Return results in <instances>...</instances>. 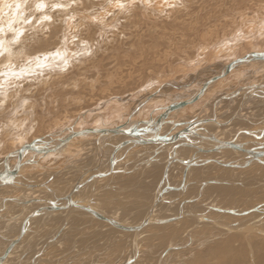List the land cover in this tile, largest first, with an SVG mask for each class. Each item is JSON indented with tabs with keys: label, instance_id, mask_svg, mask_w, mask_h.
I'll return each instance as SVG.
<instances>
[{
	"label": "bare ground",
	"instance_id": "1",
	"mask_svg": "<svg viewBox=\"0 0 264 264\" xmlns=\"http://www.w3.org/2000/svg\"><path fill=\"white\" fill-rule=\"evenodd\" d=\"M31 1H33V0H30L29 2H28V0H0V93H1L0 108L5 109L7 107L5 105H10V104L16 103L17 107L22 106L23 110H21V111L26 112V114L29 111V108L36 106V104L38 103V101L34 98V96H36V98H37L38 94H37V92H35L33 90L42 88L44 90L50 89L49 91H51V89H58L61 86H64V88L66 87V88H73V89L80 90L82 87H85L84 84H87L90 80L86 76H85V78H87L89 81H87L85 78H83L84 74H85L83 71L87 68H90V69H88V71L90 70L89 72H91L92 70H96L97 72H100L101 63L104 60L103 59L102 61H100V57H98L100 55L98 53L102 50V41L105 40L104 39L105 36L108 37L107 40L111 39L113 41H114V39H112V38L116 37L114 33L112 36L111 35L108 36L107 34L109 31L114 32L115 30H119L121 27H123L126 24V21H127V23H133L132 26H135L136 29H137V26H139L140 24L143 23L150 30H153V31H155L157 29H158V31L160 30V32H157V34L159 33L161 37L166 38V36L168 34L171 35V37H172L173 31L180 28L181 22L185 21L184 20L185 17H187V16L190 17L192 14H198L199 9L203 10V6L206 5V3L215 2V1L206 2L207 0L205 2H203V1L198 2V0H96V1L95 0H53L54 5H52V6H56V7H58V9H60V10H55L58 12L57 14L59 15V17H60L59 19L62 22L60 25V24H57L58 21L55 18H57L56 16H58V15H56L54 10L53 11L49 10V9L47 11L45 9L42 10V8L45 7L49 3L48 1H50V0H37L40 2V4L39 5L35 4V6L40 11L42 10L39 17L36 16L37 14L34 15V13H33V14H29V16L26 17L25 20H23V18L26 16L24 13H26L29 9L34 8V7H31L32 6ZM217 2H219L218 7L216 8L218 13L223 11L224 8H225V10L227 9V10L232 12L230 14H227V21H226V25L224 26V28L221 30L222 25H221V27L219 25V28H215L213 30L208 29L207 32L205 31L207 34H204L202 32L204 35L201 37L202 39H200V41H201L200 43H198V44L193 43L190 46L188 45L189 46V48L187 47L188 50L190 49V47H195V49L198 51L197 56H194V57L191 56V53L187 52V50L184 49V46H183V48L181 47V51H182V49H184L185 55L187 57L190 58V56H191V59H187L186 61L188 62V65L189 64L192 65V63H194V65L197 66L196 67L197 70L195 69L196 71L202 70V68L210 66V64L206 66L207 62L210 60H211V62H214L217 59L224 58L225 61L222 64L216 65L214 67L211 66L212 68L211 67L208 68L209 69L208 71L213 72L212 75H214L218 72H221L223 70L222 68L224 66H226L230 62L235 61L238 58H243V57H245V55H249L250 53H253V52H264V0H228V1L223 0V1H217ZM118 4H122L123 7H118L117 6ZM98 6L99 7L101 6V9L98 8ZM208 6H210V5H208ZM24 8H26L27 10L24 11V13H23ZM142 15L143 16L147 15V17H151V19H150L151 21L147 20V18H145L146 16L142 17ZM45 17H48V19H45ZM122 19L125 20V23L122 21ZM173 24H175V27H177V26H179V27L174 28V27H172ZM142 28H143V26H142ZM203 30H204V28H203ZM134 31H136V30H134ZM120 32H125V31L122 30ZM129 33H136V32H129ZM136 34H138V33H136ZM95 35L99 36V38H96ZM213 35L217 38L214 39V41H211L212 40L211 36H213ZM136 37H137V35H136ZM183 37H181V38H183ZM56 38H58V40H56ZM143 38L146 39L145 37H143ZM144 39H142V40H144ZM164 41H163V44H164ZM185 41H187V40H185ZM113 43H112V45H113ZM160 43H161V41L157 40L156 45L155 44H154L155 46L153 44L152 45L156 48V47H160L162 45V44L160 45ZM133 45H135V44H133ZM133 45H131V46H133ZM168 45H170V44H168ZM108 46H110V45H108ZM117 46H118V44H117ZM115 47H111L110 50L112 48L115 49ZM135 47H137V46H135ZM173 47H175V46H173ZM117 48H119V46ZM132 48H134V47H132ZM155 48L154 49L150 48V49L155 50ZM161 48L162 47H160V49ZM36 49L38 51H41V52H36ZM157 49H159V48H156V50ZM177 49L178 48H176V50ZM141 50H142V48H141ZM143 50L141 52H143ZM164 51H165V49H164ZM190 51H191V49H190ZM197 51H195V52H197ZM176 52H178V50ZM240 52H242V55L239 56ZM54 53L62 54L63 59L56 58L53 55ZM175 53H174V56L180 55V54H177V53L175 54ZM140 54H142V53H140ZM164 54H165V52H164ZM171 57H172V55H171ZM228 57H234V58L228 59ZM16 59H20V60L16 61ZM199 59H200V63H196L195 61L199 60ZM64 60H67V65L64 64ZM163 60H165V59H163ZM16 62L20 63L21 65L16 66V64H17ZM254 64H256V62H255V60H252L250 62L248 61V63L246 62L245 64H242L241 66L240 65L235 66V67H233L234 69L227 76L217 80V81L221 82L224 79L226 81V83H223V85H226V86H228V82L233 81L232 84L231 83L230 84L232 85L233 88H237L239 90H235V91L229 93L228 95H224L223 97H221L220 100L216 99V101L214 103V105H216V108L214 109V116L220 115L221 113L227 111V108L220 109V105H219L220 101H222V100H225V101L231 100L232 101L233 99H235L236 97H238L240 95L244 96V100H243L244 102L240 103V105L237 106V108H236L237 112L235 113L236 115L243 110L246 101L250 105H251V103H253L255 101H257L256 103H258V104L264 105V99H261L262 97L256 99L252 96H249L250 95V93L248 92L249 90H251L252 92L256 91V90H259V91L262 90V88L261 89L256 88V90L252 89L254 86L264 85V83L262 81L257 80V77L256 78L254 77V79H252V84L246 85V87L244 86L243 88L242 87L238 88V87L242 86V83H243L242 81L246 80L247 79L246 77L250 76V75L247 76L249 73L247 75H245L246 77L242 76V72H244V71H242L241 68H245L246 65L253 67ZM257 64H259V63H257ZM88 65H90V66L88 67ZM107 66H108V64H107ZM121 66H123V65H121ZM181 67H182V69L183 68L186 69V66H184V65H181ZM263 67H264V64L262 65V67L260 65L259 69L263 68ZM170 68H172V67H170ZM257 68H258V66H257ZM254 69L256 70L255 67H254ZM255 70H254V72H255ZM263 70H261V71H263ZM180 71H181V69H180ZM248 71H250V69ZM112 72H113V70H112ZM164 72H165V70H164ZM200 72L201 71H199V73ZM251 72H252V70H251ZM156 74H157V72H156ZM257 74H259V72H257ZM209 75H210V73H209ZM114 76L115 75H113V77ZM161 76H162V74H161ZM197 76H198V74L196 76H194L192 81L186 82L185 84H184V82H183V84H181L180 81H179L180 85H177L175 83L174 84L170 83V84L173 87L176 86V87H180L181 89L182 88L183 89H192L193 84L196 82ZM252 76H256V75L253 74ZM82 78L85 80L84 83H82V80H83ZM90 79L93 80V78H90ZM108 80H110V79H108ZM183 81H186V80H183ZM113 82H114V80H113ZM165 82L166 81L161 82L159 85L162 86V84ZM148 83L150 84L151 81H149ZM93 84L94 83L92 82L91 85H89V86L91 87V86H93ZM109 84H111V83H109ZM89 86H87V87H89ZM112 86H113V84H112ZM32 87H33V90H32ZM99 87H102V86H99ZM209 90L210 89L207 90L205 95L202 96L199 101H201L203 98L210 95L208 92ZM156 91H160L157 94V96L150 99L145 105H143L141 107L139 106L141 101L144 98H146L152 94H155ZM40 92H42V91L40 90ZM54 92L52 95L47 94V97H49L48 95H50V97L53 96V97H51V99L53 98L54 100L52 99V101L55 103V106L56 105L58 106L59 102L57 103L58 99L54 98L55 97ZM45 93H48V92L46 91ZM192 94H193V92L190 93L189 96H192ZM29 95H31V96L29 97ZM257 95H259V94H257ZM81 97H83V96H81ZM168 97H169V94L164 95L162 93L161 89H159V86H158V89H156V90H153V91L148 90L147 92H145V96H143L141 99H139V101H140V102H138L139 104L138 105L136 104L137 105L136 107L133 106V107H135V109L134 108L128 109V112L124 116L125 119L123 118L125 121L123 120V122L121 121V123H119L115 126L122 125V123L126 122L127 119L129 120L130 116H132L131 117L132 122L138 121L139 119H148L150 116L149 113H151V112L147 113L146 111H148L150 109L151 105L157 106L158 104H160L161 105L160 107L166 106V105L173 102V101L169 102ZM263 97H264V95H263ZM43 98H44V96H43ZM49 100H50V98H49ZM176 100H181V99L178 98ZM81 101H83V100H81ZM164 101H168V103H166ZM174 101H175V99H174ZM199 101L193 103L192 104L193 107H192V105H188L187 107L183 108V110L184 109L188 110L187 112L189 114L186 115L187 118H192V117H194L193 115H197L196 113L199 111V109H197V108L199 107V105L202 104ZM47 102L48 101L46 100L45 103H47ZM50 103H52V102L50 101ZM73 103H74V101H73ZM82 103H84V101ZM62 106H64V105H62ZM108 106L105 107V113L107 111ZM231 106L232 105H230L229 107H231ZM255 106H253V107H255ZM189 107H192V108H189ZM239 107H240V109H239ZM251 107L249 106V108H251ZM7 109H9V106ZM194 109H196L197 111ZM236 109H234V110H236ZM18 112H20V110L16 109V114L14 115V117H10L9 119L6 118V119H8V121H7L8 123L5 124L4 128H0V149H3L2 145H4V144H8V145L10 144L11 146H13L12 150H10L6 153L5 152L0 153L1 154L0 155V158H1L0 159V167H3V161H4L6 156H8L10 153L15 152V150L19 149L24 144L29 143V142H27L28 141V138H27L28 134H30V131L32 132V130H35L36 129L35 127L38 126V125H36L37 123L35 122V120H32V122L30 123L31 117L29 118V121H27V117H23V115H24L23 113H22L23 115L22 114L17 115ZM159 112H162V110L158 111L157 114ZM2 114H3V112H2ZM102 114H104V113H102ZM145 114H148V115L145 116ZM78 115H81V112ZM250 115L253 116L252 119L254 118L255 122H257L256 124H258V125L254 124L252 126H247L248 122H240L241 126L237 127V129L240 130L238 132H236L237 130L233 131V129H232V130H230L232 132V133L230 132L231 134L223 132V131H216V132H211V133L215 134L218 137L220 136L219 138H224L225 140L236 138V140L243 142V143L247 142V141L248 142H254L255 139H252L250 136L246 137L245 136L246 134H244V133H245V131H247L249 129L255 130V131H249V132H255V133H260V132L264 131V117H260L261 115L259 116V114L257 116L258 118L255 117V115H253V114H250ZM250 115H246L247 118H245V120H247V119L250 120ZM100 116H102V115H100ZM172 116H174V118H173L174 121L176 120V121L187 122L186 119L184 120L183 117L179 114L177 115L176 112ZM214 116L210 117V119H213V120L211 122H209V125L212 124V125L216 126L217 128L229 126V124L234 123V121L236 120V118L234 116V117L230 118V120H232V121H230L229 124H225L226 121H220V120L218 121ZM66 117H67V115H66ZM81 117L82 116H79L78 118L75 117V120L71 119L70 122L68 121L69 122L68 126H66L64 128H62V124H61V122H59L60 120H58L57 122L55 121L56 123L55 122L54 123H55V125H57L55 129L52 128V130H51L50 128H48V129H50V131L48 133L46 132L47 134L34 136L33 139L38 138V137L47 136L50 133L59 132V131L65 129V128H68V127L74 128L75 130H77V127H79L81 124L78 122L79 120H81ZM55 120H56V118H55ZM54 123H52V125ZM77 123H79V124L77 125ZM95 124L101 125V122L98 120ZM115 126H110V127H115ZM206 126H208V124H206L205 127ZM9 127L16 128L15 129L16 131L14 130L15 131V132L13 131L14 133L8 134L9 130L7 129L8 130L7 131L5 129L9 128ZM49 127H51V126H49ZM87 127L99 128V126H87ZM105 127H107V126L105 125ZM100 128H102V127H100ZM82 129H84V128H82ZM211 129L212 128H207L209 134H211L210 133ZM167 130H170V127ZM176 130H178V129L176 128ZM68 131L66 132V134L68 133ZM175 131H173V132H175ZM249 132H247V133H249ZM90 135H92V134H89L88 136H90ZM94 135H97V134H94ZM225 135H227L228 137H225ZM116 138L117 137L115 136L112 139H110V141H111L110 143L117 145L118 143L113 142ZM89 139H91V138H89ZM105 139H108L105 135L104 136H98L97 135L96 140H95L97 150H94L97 153H95L93 155V163H90V165L87 168H85V167L81 168L82 167L81 165H79V166L75 165L74 167L69 165V168H73L76 171L80 172V168L82 170L86 169V171H87L89 167L96 166V164L98 163L97 161L99 159V154H100L97 140H99V144H102L103 142H105ZM83 140L88 142L84 145V147L87 146L88 144L92 143V141H91V143H90V141H88V138L83 139ZM53 144H54V142H52L51 145H53ZM204 144H207V143L206 142L205 143H199L197 145L198 147H194V148L184 149V147H179L178 149H176V152H175L176 157L175 158H181V159H184V160L190 161V162L193 159H196L198 161V164H201V165H194L193 167H190L188 169L187 174H186V179H185V186H184V190H183L184 192L186 191V189L189 185V179H190L189 177L190 176L191 177L192 176H199V177L205 178V177H208L209 176L208 173L209 174L212 173V170L214 171L215 168H221V170L222 169H230L231 170L233 168H245V167H243L244 166L243 164L245 162L241 160L242 154L233 150L234 151V155H233V153H229V151L231 149L229 151L225 150L222 152H212L215 154L213 157H214V159H220L223 162L224 161H230V160H237L235 164H238V167H233V166L226 167L223 164H221L220 161L219 162L212 161V163H210V164H205L204 159L212 158V157L208 156L207 154H212V153L200 152L198 148H199V146L205 147V148H212V147H214V145H212L214 143L209 142L208 145H212V146H208V147L203 146ZM252 145H253V143H252ZM169 146L170 147L162 148L161 151L158 152V154L162 153L163 151H167L170 153V154L167 153L168 155L166 154L167 162L169 161L168 159L172 156V154L174 152L172 150L173 147H171V145H169ZM65 147L58 150L57 152H52V153H58V154L62 153L63 155H65V151H64ZM140 147H138V148H140V150H142L143 149L142 147H147V146H140ZM112 148H113V145H110L109 147L106 148L107 150L105 151V155L103 157V161H102L103 163L100 167V169L102 171L106 167H108V165L110 164V162L108 161L110 159L105 160L106 159L105 156L109 155L108 153H110V151H108V150L109 149L112 150ZM80 150H83V149H80ZM126 150L127 149H124V150L118 152V155H117V157L119 158L118 164L120 162H122V159L130 156L129 152L133 149L129 150L128 152ZM154 152L152 153V155L154 156L155 160H158L161 155H158V154L155 155ZM52 153L49 154V156H52V157L56 156L54 154L52 155ZM140 153L138 155H140ZM185 153L191 154V155L189 157L185 158L183 156ZM134 155H137V153H135ZM14 160H15V158L9 159L8 163L10 165H13ZM149 162L153 163L154 160L151 159ZM167 162H166V166L164 168L163 174L165 173V170L168 167ZM212 165H213V167H212ZM209 166L212 169H205L206 167H209ZM185 167H186V165H185V163H183V161H176L172 165H170V168H172V170L170 168H168V173L164 179L163 184L166 183L167 185H169V184L171 185L172 178H170V177L172 175L169 177L170 173L172 172V174H173L177 171L180 173V172L185 170ZM249 168H248V171H249ZM59 170H60V168L58 169V171ZM118 170H119L118 173H112L110 175H120L124 171L122 168H119ZM121 170H123V171H121ZM208 170H210V171L208 172ZM66 171H69V169H67ZM129 171H131V170H125L124 173H126V172L128 173ZM169 171H171V172L169 173ZM63 172L65 173V169ZM163 174H162V176H163ZM220 174H221V172H220ZM226 174H229V173H226ZM242 174H244V173H242ZM223 175H224V173H223ZM215 176L217 177V175H215ZM25 177L26 176L24 174H22V176H21L22 180ZM216 177H213V179H210V180L209 179H207L206 181L204 180L205 181V182L203 181L204 185L201 182V184H202L201 187L204 188L206 185L208 186V185H212L213 183L223 182L220 178H224V176L223 177L218 176V178H216ZM53 178H54V174L53 175L51 174V177L48 179H53ZM55 178H56V175H55ZM73 180H75V177L73 178ZM160 180H162V178ZM183 180H184V177L182 176V178L179 179V182H177L176 184H173L172 186L177 185V184H178L177 186L181 185ZM226 180L228 181L227 178H226ZM23 181H28V180H23ZM98 181H100V183H101L102 179L100 178L97 181H93V182L87 184V186L81 188L78 192L79 198L85 199L86 201L89 200V202H90L89 204L92 208H94L96 211L100 212L103 215L111 216L116 222L118 221V222L125 224V225L137 226V225L141 224L144 219L149 218V222L146 225H144L142 227V229H144L145 227H148V225L152 228L151 232H150V233H152V235L149 236L146 241H142V238L145 237L141 233V231H143L142 229L131 230V231L124 229L125 231L132 233V236H131L132 240L130 241V243L132 242V244H131V249H130L129 255L126 257L125 261L120 263V264H148V262H147V259H149L148 256H152V257H150V260H151L150 263L151 264H159L160 261H165V259H167L168 256L171 257L174 255V253L176 254V252L178 253L179 251H183V249L181 247L183 245V242H182L183 239L182 238L184 237V235H186V236L192 235V237H190V238H191V241L193 242L194 240L197 239L198 236L199 237L197 240H200L203 238L210 239L209 233L210 234L216 233V235H218V236L214 237V239H213V242H214L213 246L208 248V249H204L201 253H198L199 250H197V252L192 254V256H191L192 260L188 264H264V237L261 239L253 240L252 238H255L257 236L250 235L248 237L249 239H244V238L242 239L241 236L236 235L235 233L232 235L230 234V232H232V230H236V231L242 230L241 232L250 234V233H252L251 232L252 229L259 232V233L264 234V210L263 211H260V210L257 211L255 209L256 211H252L251 209H249V210L247 209L246 211H236L233 208L226 209V208L220 207L214 203L212 206H211V204H204L205 207H207L209 209V211L216 210V211L223 212L224 214H232L233 213L232 215H227V220L221 219L220 216L218 218H216V214H214V218H212V217H209L208 215H205L201 212H198L197 210H196V212L191 211V212H193V214L189 213L188 208H190V207L179 208L178 211H180L179 212L180 214H178V216L175 215L174 213H172L171 209L169 211H167L168 209L166 210V208H164V209L161 208V209L166 210V211H162L161 209L158 210V207L156 205L150 211L151 207H153L154 202L156 201V198L159 197V192L162 190L159 188V190L155 194V198H153L154 196L152 195L153 200L151 203H149L150 205L145 210V213L142 216V218L139 221H137L136 223H127L125 217H124V219L119 218L118 216H116V215H119L117 212H116V215L108 213L107 211L105 212L104 210L101 209V207H99V203L95 202V200H94L95 197L93 198L92 196H97L101 192V190L99 188H97V185L100 184V183H98ZM29 182L33 183V182H38V181L33 180V181H29ZM47 183H49V182H47ZM55 183H57L58 187L64 186L66 184L60 180H59V182L55 181ZM193 183H195V182H193ZM73 184H74V182H72V184H71L72 187L66 186L65 190L67 189V187H69V189H68V191L66 190L63 192H62L63 188L56 189L52 185L50 187L51 188L53 187L55 189V191H56L55 195H57L59 197H61V196L63 197V196H66L70 193L71 189L73 188ZM224 184L225 183H223V185ZM227 185H228V183H227ZM177 186H174V187H177ZM217 186H219V185H217ZM221 187L225 188L227 186L224 185ZM228 187H231V186H228ZM8 188L6 187V188H3L2 190L8 189ZM10 188H12V187H10ZM16 188L17 189H26V188H20V187H16ZM126 188H128V187H126ZM241 188H238V189L245 190V189H241ZM2 190H0V191H2ZM26 190H28L30 192V194H31V191H39L40 193H42V195H39L38 197L51 198V194L49 193V191L47 189H44V188L34 189V190L26 189ZM29 192L28 193L26 192L27 195H25V196L17 193L12 198L25 199L28 197H34V196H28ZM44 193L48 194V196L44 195ZM66 193H68V194H66ZM163 198H165V197L163 196ZM232 198H233V196H231L230 199H232ZM165 199L166 200L163 202H166V201L168 202L169 198L166 197ZM12 203L13 202H7V203L5 202L6 208L2 210V206L4 205V202H3L2 198L0 197V214H1L0 224L1 223L5 224L7 221H10L9 224H13V225H11V228L14 227V224L18 223L17 221L22 216H24L29 211H31L32 206H35L34 207V209H35L36 207H39L42 205L40 203H34L32 205H29V206H22L20 204L21 209L17 210L16 212L5 211L8 208L7 206L12 205ZM174 203H175V201H174ZM23 208H24L23 214L17 216L16 214L19 213ZM74 209H76V208H70V210H64V211L70 212L71 210H74ZM249 211H252V212H249ZM57 212H59V211L52 212V213H45L43 215H40V217L36 216L34 219L31 220L30 229L28 232L29 233L35 232V227L37 225V222L35 223V221L39 220V218L42 217V219L45 220V222H46L52 216L56 215ZM89 214L93 218L94 217L98 218V217L94 216L93 214H91L90 212H89ZM188 216H198L199 220L206 221L207 223H210V224L206 225V228L203 230L201 228H197V227L191 228V226L194 223L196 224L197 217H188ZM185 217H188V218H185ZM126 218H127V216H126ZM98 219H100V218H98ZM104 222L108 223V221H103V223ZM109 224H111V223H109ZM232 224H234V225H232ZM235 224H240L241 228H238ZM21 225L17 226V227H19V229H17V233L19 232ZM230 225H232V226L230 227ZM5 227L6 226L1 227V230H0V239H2L1 242L6 241V239H5L6 237L7 238H13L16 235L15 234V235L9 236L10 231L15 232L16 230H4ZM17 227H15V229ZM111 227L113 229L117 228L121 231H124V230H122L116 226H112V224H111ZM197 230L198 231L200 230L201 233H204V234L201 235V233H200V235H199V233H196ZM204 231H206V232H204ZM27 233L25 235H27ZM194 233H196V234L193 236ZM140 234H142L143 237H141ZM25 235H24V238L26 237ZM220 236H224L226 238L221 239V238H219ZM24 238L21 239L17 243V245L9 252V256L6 258V260L2 264L7 263L8 259L12 255V253L17 249V247L20 245V243H22ZM145 238H147V237H145ZM164 241H166L167 243L165 244ZM143 242H145V245H143ZM8 244L9 243H7V245ZM146 245H147V247L149 246L147 249L150 251L155 249L154 254L148 253L150 255L144 256L145 250L143 249V247H145ZM198 254H202V255H198ZM155 255H157V257L153 258ZM194 258H195V260H193Z\"/></svg>",
	"mask_w": 264,
	"mask_h": 264
},
{
	"label": "rangeland",
	"instance_id": "2",
	"mask_svg": "<svg viewBox=\"0 0 264 264\" xmlns=\"http://www.w3.org/2000/svg\"><path fill=\"white\" fill-rule=\"evenodd\" d=\"M29 1L30 0H28V2ZM200 1L205 2L206 0H198V2H200ZM208 1H215V2H212L213 3L212 4L211 2H208ZM217 1H223V0H207L206 2H208V3H206V5L203 6V10L199 9L198 14H192L190 17L189 16L185 17L184 18L185 21L181 22L180 28L173 31L172 37L169 34L166 36V38L161 37L159 33L157 34V32H160V30L159 31H158V29L155 31L150 30L143 23L140 24L139 26H137V29H136L135 26H132L133 23H127V21H126V24H125L126 26L124 25L123 27H121L119 29L120 31L123 30L125 32H120L119 30H115L114 32L109 31L107 34L108 36L109 35L112 36L113 33L115 34L116 37L112 38V39H114V41L111 39L107 40L108 39L107 36H105V38H104L105 40H103L104 42L102 41V50L98 53V54H100L98 56V57H100V61H102L104 59L101 63L100 72H97L96 70H92L91 72H89L90 70L88 71V69H90V68H87L83 71L85 74H84V77L83 76L82 77L85 78V76H86L90 80L89 81L87 78H85L87 81H89L88 83L86 82L87 84H84L85 87H82L80 90H77V89H73V88H66V87L64 88V86H61L58 89H51L52 92L49 91L50 89L44 90L42 88L33 90V87H32V90L37 92V94L39 95L38 96L36 94L37 98H36V96H34V98L38 101L36 106L29 108V111L27 112V114H26V112L21 111V110H23L22 106L17 107L16 103H13V104L9 103L10 105H5V106H7L5 109L0 108V112H1L0 113V115H1L0 120L2 121V122L0 121V128H4L5 124L8 123L7 122L8 119L10 117H14V115L16 114V109H18V110H20V112H18L17 115H20L23 113L24 115L23 114L22 115H23V117H27V121H29V118L31 117L30 123L32 122V120H35V122L37 123L36 125H38L35 127L36 129L32 130V132L30 131V134H28V136H27V138H28L27 142H31L33 140L34 136L47 134L50 131V129L51 130H52V128L55 129L57 126V125H55V123L58 120H60L59 122H61L62 128L68 126V123L70 122L71 119L75 120V117L78 118L79 116H82L81 120L78 121L81 124L79 127H77V129L86 128L87 126H99V128L104 127L105 125L106 126H115V125L121 123V121H123L125 119L124 116L128 112L129 108L135 109V107L139 104L138 102H140L139 99H141L143 96H145V92H147L148 90H152V91L156 90V89H158V86L164 95L169 94V97H168L169 102L174 101V99L176 100L178 98L181 99V98L189 96V94L192 93V91L194 90L193 89L194 87L191 90L184 92L181 90L180 87H176V86L173 87L170 83H173V84L175 83L177 85H180L179 84L180 82H181V84H183V82H184V84H185L186 82L192 81V79L194 78L193 76H196L197 74H198V76H197L198 79L199 78L201 79L203 77L207 78L208 74L211 73L210 71H208L209 70L208 68H210L211 66L214 67L216 65H220L225 61L224 58L217 59L214 62H211V60L209 59L210 61L207 62L206 66L209 64H210V66L204 67V68H202V70H198V71H196L197 66H195L194 63H192V65H190V64L188 65V62L186 61L187 59H191V56L194 57V56H197V54H198V51L195 49V47H190L191 51H190V49L188 50V48L191 44L200 43L201 42L200 39H202L201 37L204 34H207L206 32L208 31V29L213 30L215 28H219V25H220V27L222 25V28H221V30H222L224 28V26L226 25L227 14H230L232 12L227 10V9L225 10V8H224L223 11L218 13L216 8L218 7L219 2H217ZM226 1H228V0H226ZM48 2L49 3L45 7H43L42 10L43 9H45L46 11L48 9L52 10V11L54 10L56 15H58L57 14L58 12L55 10H60V9H58V7H56V6H52V5H54L53 0H50ZM31 4H32L31 7H34V8L29 9L26 13H24V11H26L27 9L26 8L23 9V13L26 15L23 18V20H25L26 17L29 16V14L34 13V15L37 14L36 16H38V17L41 14L42 10L40 11L35 6V4L39 5L40 2L37 0H33V1H31ZM208 5H210V6H208ZM98 8L101 9V6L100 7L98 6ZM56 17L57 18H55V19L58 21V22L56 21L57 24L61 25L62 22L59 19L60 18L59 15ZM142 17H145V18H147V20L151 21L150 20L151 17H147V15H144V16L142 15ZM122 21L125 23V20L122 19ZM142 26L144 29L142 28ZM172 27L177 28L179 26L175 27V24H173ZM203 28H204V30H203ZM134 30H136V31H134ZM129 32H136L138 34L129 33ZM136 35H137V37H136ZM143 37H145L146 39H144ZM181 37H183V38H181ZM96 38H99V36H96ZM211 38H212L211 41H214V39H216L217 37H215L213 35V36H211ZM142 39H144V40H142ZM156 39L158 41H161V43H160V45L162 44L160 46V47H162L161 49H160V47H156V48H159L156 50V48L154 47L157 43ZM56 40H58V38H56ZM185 40H187V41H185ZM163 41H164L165 45L163 44ZM112 43H113V45H112ZM117 44H118L119 48H117L118 47ZM133 44H135V45H133ZM152 44L153 45L155 44V45L153 46ZM168 44H170V45H168ZM108 45H110V46H108ZM131 45H133V46H131ZM135 46H137V47H135ZM173 46H175V47H173ZM183 46H184V49L187 50V52L191 53L190 58L185 55L184 49H182V51H181V47L183 48ZM111 47H115V49L112 48L110 50ZM132 47H134V48H132ZM153 47L155 48V50H152V49H154ZM141 48H142V50L144 49L143 52H141L142 51ZM150 48H152V49H150ZM176 48H178L177 49L178 52H176L177 51ZM164 49H165V51H164ZM195 51H197V52H195ZM36 52H41V51H38L36 49ZM164 52H165V54H164ZM175 52L177 54H180V55L174 56ZM140 53H142V54H140ZM171 55H172V57H171ZM240 55H242V52L239 53V56ZM231 58H234V57H228V59H231ZM163 59H165V60H163ZM17 60H20V59H16V61ZM173 60L174 61L176 60V61L174 62ZM195 62L200 63V59L196 60ZM107 64H108V66H107ZM120 64L123 66H121ZM19 65H21V64L20 63L16 64V66H19ZM181 65L186 66V69L183 68L185 71L182 69ZM89 66L90 65H88V67ZM170 67H172V68H170ZM248 68H249L248 66H245L244 72L242 73V76H245L248 73L249 74L247 76L250 75L249 77L245 76L247 78L245 84L250 82L252 79H254V77L255 78L257 77V80H260V81L264 80V70H263L264 67L260 68V69H259V67L258 68L255 67L256 70L254 69V67H251V68H249L250 71H248L249 70ZM180 69H181V71H180ZM253 69L255 70V72ZM112 70H113V72H112ZM164 70H165V72H164ZM251 70H252V72H251ZM261 70H263V71H261ZM199 71H201L200 72L201 74L199 73ZM156 72H157V74H156ZM257 72H259V74H257ZM160 73L162 74V76ZM253 74L256 76H252ZM113 75H115V76L113 77ZM90 78H93V80L94 79L95 80L93 81ZM107 78L110 80H108ZM113 80H114V82H113ZM183 80H186V81H183ZM149 81H151L150 84L148 83ZM164 81H166V82L163 83L162 86H160L159 84L161 82H164ZM84 82H85V80L83 79L82 83H84ZM92 82L94 84H93V86L90 87L89 85H91ZM232 82L230 81L229 83L232 84ZM109 83H111V84H109ZM263 83H264V81H263ZM112 84H113V86H112ZM86 85L89 87H87ZM99 86H102V87H99ZM220 89L223 90V87L221 86ZM40 90L42 92H40ZM46 91L48 93H45ZM53 92L55 93L54 98L59 100V101L57 100V103L59 102L58 106L57 105L55 106V103L52 101L53 98L51 99V97H53V96L50 97V95H48L49 97H47V94L52 95ZM217 93H218V90H216V88H215L213 90L212 94L210 93V95L207 97V99L204 100L205 102L202 104V106L197 108V109H199V112H200V113L198 112V114L205 113V112H201V110L206 108L213 100L215 101L217 99V97H215V98L212 97ZM223 93H225V92H223ZM220 94H221V92H219V96H220ZM225 94H228V93H225ZM0 96H1V93H0ZM30 96L31 95H29V97ZM43 96H44V98H43ZM81 96H83V97H81ZM259 97L260 98L262 97L261 99H263L264 98L263 93ZM49 98H50V100H49ZM208 99H210L209 102L206 101ZM46 100L48 101L47 103H45ZM81 100H83L84 103H82L83 101H81ZM50 101L52 103H50ZM73 101H74V103H73ZM168 101H164V102L168 103ZM62 105H64V106H62ZM8 106H9V109H7ZM106 106H108V107H107V111L105 113V107ZM133 106H135V107H133ZM160 106H161L160 104H158L157 106L151 105L150 109L146 112L147 113L154 112V115H156L157 112L160 111L157 109ZM232 111H233V109H230L229 112L231 113ZM2 112H3V114H2ZM76 112L78 114L81 112V115H78ZM229 112L228 111L223 112L221 115L222 116L229 115ZM102 113H104V114H102ZM252 113H254L255 117H257L256 115H258L260 112L259 111L258 112L253 111ZM149 114H151V113H149ZM66 115H67V117H66ZM100 115H102V116H100ZM147 115L148 114H145V116H147ZM6 118H8V119H6ZM55 118H56V120H55ZM98 120L101 122V125L95 124ZM242 122H245V121H242ZM52 123H54V124L52 125ZM79 123H77V125ZM256 123L257 122H255V119L254 118L252 119V117H251V119L249 120V124L254 125ZM256 125H258V124H256ZM49 126H51V127H49ZM48 128H50V129H48ZM15 129L16 128L9 127V128H6L5 130H7L9 132L8 134H11V133H14L16 131ZM93 136H95V135L92 134L90 136H87V137H91V139H88L90 141V143L92 141L91 144H88L85 147H83L84 145L80 146L81 149H83L82 153H81L82 155L80 154L81 155L80 158L83 159V162L85 164L90 163L89 161L93 158V155L95 153H97L96 151H94L97 149H96L95 140L92 139ZM247 136H250L251 138L255 139L254 137H252L249 134H247L246 137ZM82 137H84V136H82ZM81 140H83V138ZM255 140L258 141V139H255ZM83 141L84 142L81 144L88 143L85 140H83ZM261 141H263V140H261ZM244 143H246V142H244ZM76 144H78V143H76ZM254 144H256V143H253V145ZM249 146H252V142H249ZM2 147H3V149H0V153H2V152L6 153V152L13 149V146H11L10 144L9 145L4 144V145H2ZM140 151H143V150H140ZM229 153H233V155H234L233 150H230ZM53 154L57 155L56 153H52V155ZM32 155H33L32 153H29L27 156H32ZM34 158L37 161L30 163L29 166L27 165L25 167V170L26 169L30 170L31 166L32 167L34 166L33 167L34 172L32 173V175L33 174L34 175L33 176L28 175V178L29 179L31 178L30 180L41 181L43 179L50 178L51 174L52 175L54 174V178L48 179V181H50V184L51 183L53 185L55 184L56 189H58V187H57V183H55V181L59 182V180H62L63 183H66L64 185L65 188H66V186H69V187L71 186L72 182L74 181L73 178L77 174L75 169H72L70 171H66L67 169H69V168H67V166L69 164V161L71 160V157L67 158L66 155L53 156V157L47 155V156L39 158L36 155ZM54 159H56V160L54 161ZM164 159H166V158H164ZM161 160L164 161L163 159H161ZM79 161H81V160L79 159ZM162 161H158V163L154 161L153 163L147 164V166H143V164L131 165L130 169H124L122 175H111L112 177H109V175H108L106 178H101L102 179L101 183H100V181H98V183H100V184L97 185V188H99L101 190V192L97 196H92V197L93 198L95 197L94 198L95 202L99 203V207H101V209L104 210L105 212L107 211L108 213H111L114 215H116V212H117L119 215H116V216H118L119 218H122V219H124V217H125L127 223H136L144 215L145 210L150 205L149 203L152 202L153 198H155V194L159 190V188L163 189L167 186L166 183H165L166 185L165 184L160 185V181H161L160 179L162 178L163 168H164V165L166 166V164ZM212 167H213V165H212ZM59 168H60V170L58 171ZM245 168H233L231 170L230 169H223V170L218 169L217 170V168H215L214 171L212 170V173H210V174L208 173V175H210L209 177L203 178V177H199V176H192V177L190 176L189 177L190 178L189 179V185H188L185 192L181 191V189H177V190H167L163 193V196L165 198L168 197L169 200L170 199L173 200L175 198L176 199L175 203L169 202V201L168 202L166 201L167 203L160 201L159 203H157L156 206L158 207V210H160L161 208H163V209L166 208V210L168 209L167 211H169L171 209L172 213H174L177 216H178V214H180L179 213L180 211H178L179 208L190 207V208H188L189 213L193 214V212H196V210H197L198 212H201V213L208 215L209 217H212V218H214V214H216V218H218L220 216L221 219H223V220L224 219L227 220V215H232L233 213L232 214H224L223 212L216 211V210L209 211V209L207 207H205L204 204H211V206H212L214 203V204H216L220 207L226 208V209L233 208L236 211H246L247 209L248 210L251 209L252 211H256V210L257 211H259V210L263 211L264 210V172H263L264 171V165L257 162V163H254V164L248 166V167H245ZM248 168H249V171H248ZM64 169H65V173L63 172ZM132 169H135V170H132ZM170 169L172 170V168H170ZM205 169H212V168L209 166V167H206ZM125 170H131V171H129L128 173L127 172L124 173ZM209 171L210 170H208V172ZM170 172L171 171H169V173ZM218 172H221V174H218ZM223 173H224V175H223ZM226 173H229V174H226ZM242 173H244V174H242ZM44 175L48 176V177H44ZM55 175H56V178H55ZM215 175H217V177ZM179 176H180V174L178 171L173 173V174L171 172L169 177L172 178V181H171V185L170 184L169 185L172 186L173 184H176L177 182H179V178H180ZM218 176H220V177L224 176V178L219 177L223 182L213 183L212 185H208V186L206 185L204 188L201 187L202 184L207 179L210 180V179H213V177L218 178ZM226 178L228 179V181L226 180ZM54 179H56V180L54 181ZM193 182H195V183H193ZM201 182H202V184H201ZM226 182L228 183V185ZM223 183H225L224 185L227 187H225V188L221 187V186H224ZM177 185H174V186H177ZM217 185H219V186H217ZM228 186H231V187H228ZM69 187H67V189H66L67 191H68ZM126 187H128V188H126ZM65 188L62 191H66ZM238 188L245 189V190H240ZM2 192H3V190H2ZM231 196H233L232 199H230ZM0 197L1 198L6 197V194L5 193L0 194ZM163 209H161V210L166 211ZM191 211H193V212H191ZM252 211H249V212H252ZM70 212H65L64 210L59 211L56 213V215L52 216L46 222H45V220L42 219V217L39 218V220L35 221V223L37 222V225L35 227V232H31L32 234L28 232L27 235H25L26 237L24 238V241L22 243H20V245L17 247V249L12 253V255L10 256V258L6 264H33V263L34 264H120V263L125 261L126 257L130 253L131 244H132V242L130 243V241L132 240V238H131L132 233L125 231V230L121 231L117 228L113 229L111 227V224H109V222L103 223L104 220L98 219L95 217L93 218L92 216H90L89 212L87 213L86 211L78 210V209L71 210ZM126 216H127V218H126ZM188 217H197L196 224L194 223L191 226V228L197 227V228H201L203 230L206 228V225L210 224V223H207L206 221L199 220L198 216H188ZM188 217H185V218H188ZM232 225H234V224H232ZM232 225H230V227ZM235 225L238 228H241L240 224H235ZM151 229L152 228L149 225H148V227H145L144 229H142L143 231H141V233L143 234V236L147 237V238H145V237L142 238V241H146L148 239V237L152 235V233H150ZM199 231L197 230L196 233H199V235H200L201 231L200 232ZM241 231L242 230H237V231L232 230V232H230V234L232 235L235 233L236 235L241 236L242 239L243 238L249 239L248 237L250 235L257 236L255 238H252L253 240L261 239L264 237V234L259 233L253 229L251 230L252 233H250V234L243 233ZM204 232H206V231H204ZM196 233H194L193 236ZM9 234H10L9 236L15 235V234H17V230L15 232L10 231ZM142 234H140L141 237H143ZM203 234L204 233H201V235H203ZM216 236H218V235H216V233L215 234L209 233L210 239L203 238V239L197 240L199 237L198 236L197 239L192 242L191 238H190V237H192V235L191 236L184 235V237L182 238L183 239L182 240L183 245L181 247L183 249V251H179L178 253L176 252V254L174 253V255L171 257L168 256V258L165 259V261H160L159 264H188L192 260L191 259L192 254L197 252V250H199L198 253H201L204 249H208V248L212 247L213 243H214L213 239ZM223 237L224 236H220L219 238H221V239L226 238V237H224V238ZM1 240L2 239H0V252H2L6 248V245L8 243V240L3 241V242H1ZM164 243L166 244L167 242L164 241ZM143 245H145V242H143ZM148 247H147V245L145 247H143V249L145 250L144 256L150 255L148 253L154 254L155 249L150 251L147 249ZM198 255H202V254H198ZM148 257H149V259H147V262H148V264H151L150 263L151 262L150 257H152V256H148ZM155 257H157V255H155L153 258H155ZM193 260H195V258Z\"/></svg>",
	"mask_w": 264,
	"mask_h": 264
},
{
	"label": "water",
	"instance_id": "3",
	"mask_svg": "<svg viewBox=\"0 0 264 264\" xmlns=\"http://www.w3.org/2000/svg\"><path fill=\"white\" fill-rule=\"evenodd\" d=\"M263 61L264 60V52H253L249 55H245L243 58H238L233 62L228 63L226 66H224L221 72H218L214 75H212L207 81H205L201 88L192 94V96H189L188 98L181 99V100H175L172 103L158 107V110H162V112H159L156 116L154 115V112H151L148 119H139L138 121H131V117L129 120L127 119L126 122L122 123V125H118L115 127H86L84 129H77L74 128H65L59 132L50 133L47 136L38 137L33 139L31 142L24 144L19 149L15 150V152L10 153L8 156L5 157L3 161V167H0V190L3 188H26V189H47L49 193L51 194V198H44V197H28L25 199L22 198H12V197H6L2 198L4 205L2 206V210L5 209V202H13L14 204H21L22 206H29L34 203H40L42 204L39 207H36L32 212H30L27 216L24 217L23 223L20 227L19 232L15 235L13 238H5L8 240V245L6 248L0 252V264H2L6 258L9 256V252L17 245V243L24 238V235L29 231L30 229V222L32 219H34L36 216L43 215L45 213H52L56 211H63V210H70V208H76L78 210H83L86 212H90L94 216L103 219L104 221H108L113 226H116L122 230H140L144 225H146L149 222V218H146L142 221L141 224L137 226H131V225H125L120 222H116L111 216L109 215H103L100 212L96 211L94 208L90 206L89 200L86 201L85 199L79 198L78 192L81 188L87 186V184L97 181L100 178H105V176H108L112 173H118L119 170L117 168L118 166V152L122 151L123 149H127L128 152L131 149L138 148L140 146H155V152L154 154L157 155L159 151H161L162 148L167 147L169 145L173 146V154L168 159L167 162V168L165 170V173L162 176V180L160 181V185L163 184L165 177L168 173V168H170V165H172L176 161H183L185 163L186 167L183 173L184 180L181 185L174 187L167 185L165 188H163L159 192V197L156 198V201L154 202L153 207L157 205L160 201H165L166 199L163 198V193L167 190H177L181 189V191L184 190L185 186V179L187 171L190 167H193L194 165H201L198 164V161L196 159H193L191 162L186 161L181 158H175V152L176 149L179 147H198L197 145L199 143H205V142H213L215 145L212 148H205L199 146V151L203 153H212V152H222L225 150H234L240 154H242L241 160L245 163L243 164V167H248L253 163H260L264 165V131L261 133H255V132H245L244 134H250L252 137H254L255 140L252 143H256L255 145L249 146V142L246 143L239 142L236 140V138L225 140L222 138H219L215 134L208 133L207 128L205 127L206 124H209L213 119L210 118H198V119H191L187 122L185 121H174L172 116L175 114V112L187 107L188 105H192L196 101H198L202 96L205 95L207 90L210 88L209 86L219 80L220 78H223L227 76L235 67L242 64H245L248 61ZM256 88H262L264 89V85L261 86H254L252 89ZM160 91H156L155 94H152L146 98H144L141 103L140 107L145 105L150 99L157 96V94ZM232 120L226 121L225 124H229V122ZM168 126H171L170 130H167ZM182 127V129L176 130L175 128ZM69 130V131H68ZM68 133L66 134V132ZM175 131V132H173ZM89 134H97L98 136H106L108 139H105V142L102 144H99V140H97L98 148L100 151L98 163L96 166L89 167L88 170L85 173H82L76 180V182L73 185V188L71 189L70 193L66 196H57L55 189L50 187L47 182H29L28 181H22L18 179L22 176V170L26 165H29L30 163H33L37 160H35V156L38 155L39 158L47 156L51 154L52 152H57L58 150L62 149L63 147L67 146L68 143L74 139L75 137H82ZM63 135V136H62ZM124 135L125 138L122 139L117 145L111 144L110 139H112L115 136H122ZM48 138V139H47ZM263 140V141H261ZM52 142H54L53 145ZM110 145H113L114 149L110 156V164L108 167H106L103 171L100 169L103 161V157L105 155L106 148ZM29 153H32V156H27ZM127 154V153H126ZM14 164L10 165L8 163L9 159H13ZM212 161H217L221 164H223L226 167H238V164H235L237 160H230V161H221L220 159H214L207 158L204 159L205 164H210ZM176 199L168 200L169 202H174ZM24 208L17 213L16 215L19 216L23 214ZM1 216V214H0Z\"/></svg>",
	"mask_w": 264,
	"mask_h": 264
},
{
	"label": "crops",
	"instance_id": "4",
	"mask_svg": "<svg viewBox=\"0 0 264 264\" xmlns=\"http://www.w3.org/2000/svg\"><path fill=\"white\" fill-rule=\"evenodd\" d=\"M256 62V64H254L253 65V67H256L257 68V66L259 67L260 65H261V67H262V65L264 64V60L263 61H255ZM257 63H259V64H257ZM253 64V63H252ZM256 65V66H255ZM241 66V65H240ZM247 66V65H246ZM249 68H251V66H248ZM242 69V71H244V69L245 68H241ZM211 73H210V75L208 74V76H207V78H197L196 79V82L193 84V86H192V88L194 89L192 92H193V94H194V92L195 91H197L198 89H200L201 88V86H202V84L205 82V81H207L210 77H211V75H212V71H210ZM243 73V72H242ZM194 77V76H193ZM201 77V76H200ZM198 81V82H197ZM243 83H242V86H240V87H238V88H243L244 86L246 87V85H249V84H252V80L250 81V82H248V83H246L245 84V82H246V80L245 81H242ZM263 82V81H262ZM223 83H226V81L223 79L221 82H219V81H217V82H214L210 87L211 88H209L210 90L208 91L209 92V94L211 93L212 94V92H213V90L216 88V90H218V93L217 94H215L214 96H212V97H217V100H220L221 99V97H223L224 95H228L229 93H231V92H233V91H235V90H239V89H237V88H233L232 87V85L228 82V86H226V85H223ZM256 84V83H255ZM223 87V90L222 89H220V87ZM182 91H188V90H191V89H181ZM254 90H256V89H254ZM219 92H221V94H220V96H219ZM223 92H225V93H228V94H225V93H223ZM249 93H250V95L249 96H252V97H254V98H256V99H258V98H260L259 97V95H257V94H262L263 93V95H264V89H262V90H256V91H251V90H249L248 91ZM218 95V96H217ZM257 95V96H256ZM209 96V95H208ZM207 96V97H208ZM207 97H205V98H203L201 101H199L200 103H204L205 101V99H207ZM184 98H188V96L187 97H184ZM184 98H181V99H184ZM211 99V98H210ZM210 99H208V100H206V101H210ZM264 99V98H263ZM244 96L243 95H240V96H238V97H236L235 99H233L232 101L231 100H229V101H225V100H222V101H220L219 102V105H220V109H225V108H227V111L229 112L230 111V109H233V111L230 113L229 112V115H226V116H222L221 114L220 115H216V116H214V109L216 108V105H214V103H215V101L213 100L206 108H204L203 110H201V112H205V113H203V114H198V112L196 113L197 115H193L194 117H192V118H187L186 117V115H188L189 113L187 112L188 110H183V109H181V110H179V111H177L176 112V114L178 115H181L182 117H183V119L185 120H187V121H189V120H191V119H193V118H195V119H198V118H210L211 116H214L218 121L220 120V121H228L230 118H232V117H234L235 116V118H236V120L234 121V123H232V124H229V126H226V127H221V128H217L216 126H214V125H209L208 124V126H206V128H212L211 129V131H210V133L211 132H216V131H223V132H226V133H230L231 131L230 130H232L233 129V131H235V130H237L236 132H238V131H240V130H238L237 129V127H240L241 125V123L240 122H242V121H245V122H248V124H249V120L247 119V120H245V118H247V116L246 115H250L253 111H259L260 113H259V116L260 117H264V105H261V104H258V103H256L257 101H255V102H253L252 100V102L253 103H251V105L246 101V103H245V106H244V108H243V112L241 111V112H239L237 115L235 114L236 112H237V106L238 105H240V103H243L244 101ZM198 101H196V102H198ZM202 104L201 105H199V107L200 106H202ZM247 104V105H246ZM230 105H233V106H231V107H229ZM256 105V106H255ZM249 106L251 107V108H249ZM253 106H255V107H253ZM192 107H193V105H192ZM192 107H189V108H192ZM247 107V108H246ZM242 108V107H241ZM219 109V110H220ZM234 109H236V110H234ZM239 109H240V107H239ZM238 109V110H239ZM253 109V110H252ZM194 110H196V109H194ZM218 110V111H219ZM226 111V112H227ZM200 113V112H199ZM253 115H255L254 113H252ZM256 116H258V115H256ZM249 117V116H248ZM251 117H253L252 115H250V119H251ZM180 118V117H179ZM258 118V117H257ZM179 120V119H178ZM125 121V120H124ZM238 121V122H237ZM123 122V121H122ZM236 122V123H235ZM245 124V123H244ZM247 126H252L251 124H249V125H247ZM170 128H171V126H169ZM169 127H167V128H169ZM178 130L179 129H182V127H178L177 128ZM175 130H176V128H175ZM247 131H255V130H253V129H249V130H247ZM247 131H245V132H247ZM232 133V132H231ZM230 133V134H231ZM261 133V132H260ZM88 135H86V136H84V137H75L74 139H72L69 143H68V145L65 147V155H66V157L67 158H69V157H71V162L69 161V164H68V166H67V168H69V165H71L72 167H74L75 165H81L82 167L81 168H87L89 165H90V163H93V158L89 161L90 163H87V164H85L84 162H83V159H81L80 158V156L82 155L81 153H82V150H80L81 149V147L80 146H83V145H85L86 143H84V144H81V143H83L84 141L83 140H81L82 138L84 139H86V138H91V137H87ZM246 136V135H245ZM96 137H97V135H95V136H93L92 137V139H94V140H96ZM117 138L113 141V142H115V143H119L120 141H122V139H124L125 138V136L124 135H122V136H116ZM220 137V136H219ZM225 137H228L227 135H225ZM248 137V136H247ZM222 139H224V138H222ZM253 139V138H252ZM227 140H229V139H227ZM89 141V140H88ZM87 142V141H86ZM240 142V141H239ZM76 143H78V144H76ZM207 144H204L203 146H206V147H208V146H212V145H215V144H212V145H208L209 144V142H206ZM211 144V143H210ZM174 145H171V147H173ZM77 147V148H76ZM84 147V146H83ZM167 147H170V146H167ZM141 148V147H140ZM140 148H135V149H133V150H131L130 152H129V155L130 156H128V157H126V158H124V159H122V162H120L119 164H118V166H117V168L119 169V168H122L123 170L124 169H130V166L131 165H135V164H139V165H141V164H143V166H147V164H150V160L152 159V160H154L155 162H157L158 163V161H162L161 159H163L164 161H162V162H164L165 164H166V162H167V156H166V154L167 153H169V152H167V151H163L162 153H160V154H158V155H161L160 157H159V159L158 160H155L154 159V156L152 155V153L155 151V149H156V147L155 146H147V147H142L143 149V151H140L139 152V150H140ZM187 148H191V147H184V149H187ZM113 149H114V147L112 148V150H108V151H110V153H108L109 155L108 156H105L106 157V159L105 160H108V159H110V156H111V153H112V151H113ZM124 150V149H123ZM227 151H229V150H227ZM226 151V152H227ZM140 153V155H138L139 153ZM135 153H137V155H134ZM57 155L56 156H63V154L61 153V154H58V153H56ZM81 154V155H80ZM170 154V153H169ZM168 155V154H167ZM188 155V156H187ZM191 154H187V153H185L183 156L185 157V158H187V157H189ZM208 156H210V157H213L215 154L214 153H212V154H207ZM162 157V158H161ZM81 160V161H79V159ZM164 158H166V159H164ZM56 159H54V161H55ZM53 161V162H54ZM109 161V160H108ZM140 162V163H139ZM149 162V163H148ZM29 166V165H28ZM34 167V166H33ZM32 166H31V169L30 170H25V168L22 170V174H24L26 177L25 178H23V180H30L29 178H28V175H32V173L34 172V168H33ZM80 168V172H78V171H76V176H75V180L73 181L74 183L77 181L76 179L80 176V175H82V173H84L85 171H86V169L85 170H82ZM164 168H165V165H164ZM164 168H163V172H164ZM73 168H69V171L70 170H72ZM220 170L221 168H217V170ZM33 170V171H32ZM123 170H121V171H123ZM132 170H135V169H132ZM223 170V169H222ZM222 172V171H221ZM183 173H184V171H182V172H180L179 174H180V178L179 179H181L182 178V176H183ZM218 174H220V172H218ZM34 175V174H33ZM32 175V176H33ZM120 175H122V174H120ZM65 176V175H64ZM210 176V175H209ZM208 176V177H209ZM44 177H48V176H45L44 175ZM107 176H105V178H106ZM109 177H112L111 175H109ZM18 179H20V180H22V178L21 177H19ZM22 180V181H23ZM56 179H54V181H55ZM30 181H32V180H30ZM42 182H49L50 183V181H48V178H46V179H43V180H41ZM41 181H38V182H41ZM60 181H62V180H60ZM64 181V180H63ZM48 183V185L49 186H53V187H55V184L53 185L52 183L51 184H49ZM74 185V184H73ZM58 187V186H57ZM61 187L64 189L65 188V186H60V187H58V188H60L61 189ZM70 187H72V185L70 186ZM56 188V187H55ZM2 191H0V194H3V193H5L6 194V197H14L17 193H19L20 195L22 194L23 196H25V195H27V193L29 192L28 190H26V189H15V188H8V189H5V190H3V192L1 193ZM27 192V193H26ZM63 192V191H62ZM24 193V194H23ZM26 193V194H25ZM66 194H68V193H66ZM39 196V195H42V193H40L39 191H31V194H30V192H29V194H28V196ZM44 195H47L48 196V194H46V193H44ZM3 198H5V197H3ZM8 208L5 210V211H11V212H16L17 210H20L21 209V205L20 204H14V203H12V205H9V206H7ZM34 207L35 206H32V208H31V211H29L27 214H25L24 216H22L17 222L18 223H16V224H14V227L13 228H11V225H13V224H9L10 223V221H7L5 224L4 223H1L0 224V230H1V227H4V226H6L5 227V229L4 230H17V229H19V227H17L18 225H21L22 223H23V220H24V217L25 216H27L30 212H32L33 210H34ZM15 227H17L16 229H15ZM24 241V240H23ZM22 241V242H23ZM9 260V259H8Z\"/></svg>",
	"mask_w": 264,
	"mask_h": 264
},
{
	"label": "snow or ice",
	"instance_id": "5",
	"mask_svg": "<svg viewBox=\"0 0 264 264\" xmlns=\"http://www.w3.org/2000/svg\"><path fill=\"white\" fill-rule=\"evenodd\" d=\"M117 6H118V7H123L122 4H118ZM45 19H48V17H45ZM53 55H54L56 58L63 59V56H62V54H60V53H54ZM64 64L67 65V60H64Z\"/></svg>",
	"mask_w": 264,
	"mask_h": 264
}]
</instances>
